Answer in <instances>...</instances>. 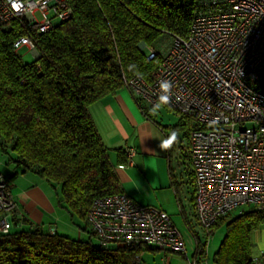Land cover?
<instances>
[{"label": "trees", "instance_id": "trees-1", "mask_svg": "<svg viewBox=\"0 0 264 264\" xmlns=\"http://www.w3.org/2000/svg\"><path fill=\"white\" fill-rule=\"evenodd\" d=\"M65 1L70 17L35 36L40 57L30 64L13 51L19 28L0 30V140L22 173L57 184L59 206L85 222L94 198L120 192L88 107L122 89L123 77L149 80L160 62L148 59L150 49L162 35L185 37L202 0ZM257 87L264 93V72ZM245 208L209 232L225 226L212 264H254L251 235L264 224V210ZM146 250H104L37 226L0 234V264H133Z\"/></svg>", "mask_w": 264, "mask_h": 264}, {"label": "built area", "instance_id": "built-area-1", "mask_svg": "<svg viewBox=\"0 0 264 264\" xmlns=\"http://www.w3.org/2000/svg\"><path fill=\"white\" fill-rule=\"evenodd\" d=\"M0 0V30L22 32L13 51L25 48L40 57L37 34L68 19L65 0ZM185 37L169 35L166 49H150L160 62L151 78L123 77V90L138 107H163L191 120L188 158L193 177L194 217L207 239L218 221L241 207L264 210V0H202ZM171 81L168 102L160 101L159 82ZM159 105V106H157ZM126 153L130 158L132 149ZM18 205L0 172V234L20 228ZM101 249L150 248L167 264L182 255L184 241L170 217L155 206L136 203L119 192L96 197L85 217ZM55 233L54 229L49 232ZM143 252L133 264L145 263Z\"/></svg>", "mask_w": 264, "mask_h": 264}, {"label": "crops", "instance_id": "crops-1", "mask_svg": "<svg viewBox=\"0 0 264 264\" xmlns=\"http://www.w3.org/2000/svg\"><path fill=\"white\" fill-rule=\"evenodd\" d=\"M157 108H148L151 120L146 118L127 92L120 89L114 95L91 104L88 112L107 153L119 191L140 205L161 209L175 226L179 218L184 222L191 214L194 215V186L188 158V133L194 124L184 119L192 124L184 131L173 129L172 125L161 126L152 113ZM127 149L133 150L130 158ZM19 170L9 185L18 205L16 218L20 228L37 226L44 232L54 229L59 234V216L51 206L53 203L47 190L49 184L35 173H22L21 167ZM42 201L47 202V206ZM33 212L40 213V218L32 220ZM221 227L225 229V226ZM251 243L254 264H264V224L252 233ZM158 254V251L148 248L142 257L154 258Z\"/></svg>", "mask_w": 264, "mask_h": 264}, {"label": "rangeland", "instance_id": "rangeland-1", "mask_svg": "<svg viewBox=\"0 0 264 264\" xmlns=\"http://www.w3.org/2000/svg\"><path fill=\"white\" fill-rule=\"evenodd\" d=\"M170 42V37L167 35H162L154 44V47L157 50H161L163 46V51L166 49L167 44ZM17 56L20 58L23 64H30L35 60V56L28 52L25 48H21L17 51ZM154 116L157 118V123L161 126L172 125L173 127L179 126L180 128L183 125H187L186 127H191V123L185 121L184 119H180L177 115H175L171 111H167L165 108H157V110H153L152 112ZM182 125V126H180ZM184 131V130H183ZM184 133V132H180ZM15 159L13 153H11L8 146L3 145L0 140V172L1 174L9 180V183H12L13 179L18 176L19 167H17L12 160ZM12 171H15L12 173ZM48 194L51 199V206L56 210V213L59 216V220L57 223L58 227V235L65 236L72 240H78L83 242H90L94 247H98L97 240L91 236L89 229L87 228L85 222L79 219L77 216H73L62 207L59 206L57 201H60V187L57 184H53V186L47 185ZM42 204L47 206V202L42 201ZM58 204V205H57ZM247 208L242 207L236 209L231 213V216H235L243 211H246ZM194 215L191 214L188 217L187 222L189 226H187L180 218L179 221H175V226L178 232L181 234L185 248L186 254L190 260H192V256L195 253L196 242L195 237L198 239V243L200 245L199 254L196 255V259L199 260L200 264H212V258L214 253L217 251L219 244L221 243L223 236L225 234L224 227H218L209 235L207 239L206 233L200 229L197 224ZM35 220L40 218V213L33 212V216L31 219ZM32 219V220H34ZM58 219V218H57ZM34 223V221L32 222ZM47 227V226H46ZM22 229H27L22 228ZM21 228H13L12 231H21ZM46 228L44 227L43 230ZM162 255L158 254L154 258L148 255H144L142 260L145 263H154L159 264ZM167 264H188V262L181 256L167 254Z\"/></svg>", "mask_w": 264, "mask_h": 264}, {"label": "clouds", "instance_id": "clouds-1", "mask_svg": "<svg viewBox=\"0 0 264 264\" xmlns=\"http://www.w3.org/2000/svg\"><path fill=\"white\" fill-rule=\"evenodd\" d=\"M13 5L14 7H16V4H15V0H13ZM159 89H160V101H162L163 103H167L168 100H169V97H170V94H171V88H172V84H171V81H168V80H162L159 82V85H158ZM159 106V105H157ZM173 137L175 136V133L172 134ZM171 141L168 142V144H170ZM167 146V144L165 145Z\"/></svg>", "mask_w": 264, "mask_h": 264}, {"label": "water", "instance_id": "water-1", "mask_svg": "<svg viewBox=\"0 0 264 264\" xmlns=\"http://www.w3.org/2000/svg\"><path fill=\"white\" fill-rule=\"evenodd\" d=\"M142 47H143V44L140 45V48H142ZM37 58H38V56H35V59H37Z\"/></svg>", "mask_w": 264, "mask_h": 264}]
</instances>
